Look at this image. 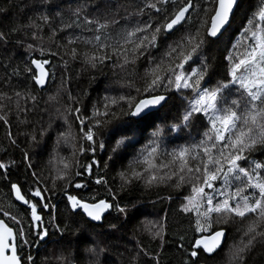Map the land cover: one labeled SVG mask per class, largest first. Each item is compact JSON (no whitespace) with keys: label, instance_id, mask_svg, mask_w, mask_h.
<instances>
[{"label":"snow or ice","instance_id":"obj_1","mask_svg":"<svg viewBox=\"0 0 264 264\" xmlns=\"http://www.w3.org/2000/svg\"><path fill=\"white\" fill-rule=\"evenodd\" d=\"M239 7L240 0H28L19 7L26 19L0 27V49L14 44L26 54L22 69L9 59L0 76V124L10 144L19 147L11 132L15 115L17 126H31L23 135L34 147L61 121L56 148L63 142L71 149L67 157L57 152L59 166L48 176L24 150L23 182L12 180L17 161L0 160L10 194L0 207V264H162L167 213L147 228L156 249L149 251L136 230L126 239L136 204L122 203L119 192L136 184L187 188L178 211L188 228L174 241L181 264L222 253L237 223L240 238L228 245L226 264H250L258 249L264 258V0H254L231 32ZM75 62L123 75L89 109L66 87ZM58 72L56 91L48 92ZM62 94L68 102L45 127L40 114L49 108L41 105L60 104ZM32 115L39 118L33 122ZM145 126L154 130L137 150ZM108 144L101 169L96 154ZM128 154L114 188L98 173ZM57 192L63 219L52 200Z\"/></svg>","mask_w":264,"mask_h":264},{"label":"trees","instance_id":"obj_2","mask_svg":"<svg viewBox=\"0 0 264 264\" xmlns=\"http://www.w3.org/2000/svg\"><path fill=\"white\" fill-rule=\"evenodd\" d=\"M28 0H0V7L8 8L5 13H0V27L11 26L14 19H26L27 12L24 14L19 13V7L26 4ZM66 3H76V0H65ZM254 3V0H240V7L236 12L235 19L232 22L231 32H236L237 29L245 22V15L250 14L249 9ZM223 50V45L220 46V50L217 51L216 46H213L212 54L219 57ZM11 61L12 65H20L23 68V61L26 59V54L23 48H16L14 44H10L7 50L0 49V76L5 74V70L2 67L4 63ZM58 58L53 59V63H57ZM68 74L71 77L70 82L66 85L68 90L71 91L73 96H80L84 100V104L90 109L91 105L96 101L100 100L106 94V88L109 86L117 87L116 82L121 79L123 75L119 69H113L111 66L105 67L101 70H92L83 67L79 62L70 63L68 68ZM60 73L57 74V81L50 84L48 92H55L56 85L59 83ZM15 82V81H14ZM87 92V96L84 93ZM108 94H114L109 92ZM44 99H47V94H43ZM67 95L62 94V100L60 104L53 102L51 105L42 104V107H48L49 113H41L43 120L40 122L46 127L49 121V114L55 113L56 107H61L62 104L67 103ZM90 114V113H89ZM39 117L32 115L30 119L35 122ZM161 121L158 120L159 124ZM62 122L56 120L53 131L46 138L45 143L41 147H34L29 144L28 137L23 135L24 132L28 131L29 126L20 125L17 126L15 115L12 117L11 132L17 138L19 147L11 145L7 136L8 129L0 124V160L13 159L17 161V167L12 170V180L16 181L19 179L21 182L24 181L25 165L23 161V151L29 152L32 157L33 165L38 174L42 176H48L50 172L55 171L58 165L59 152L60 156H70L71 149L61 143L60 147L56 148V131L57 125ZM146 127V126H145ZM153 128H147L143 132V137H137L141 142L136 145V149L139 150L147 143V138L150 136ZM107 139V137H105ZM180 141H178L179 143ZM113 145H106L105 150L99 151L96 154V158L100 160V168L103 169V163L107 160V157L111 151ZM6 149V151H5ZM123 152V149L121 150ZM90 155V154H89ZM257 158H260L257 154ZM131 159V154H128L127 158H122L120 155L113 157V160L108 161L107 171H100L98 174L105 175L109 180V183L115 188L118 182H113V176L121 170L123 166H126L128 160ZM82 163H87L88 157L81 158ZM94 171H96L94 169ZM87 178L85 174L84 178ZM90 185L93 188H98L91 181ZM85 191V190H81ZM99 191L103 193V188H99ZM187 194V188H175L171 186L161 185L160 187L145 190L141 185L136 184L133 187L119 192V196L123 198L122 203L136 204V209H133L131 213V219L127 221L124 227L126 233V239H131L133 231L136 230L138 238L141 239L143 245L149 250L157 248V245L148 239L147 228L151 225L149 222H157L167 213V224H168V240L169 243L162 253V264H181V254L176 250L174 243L177 234L187 230L188 223L187 217L180 214L178 211L180 202L183 195ZM171 196L169 200L167 197ZM10 197L9 189L5 182L0 181V207H7L8 199ZM52 200L59 205L61 210V218L63 219L66 215L64 212L63 200L64 197L61 193L57 192L52 197ZM15 209H13L14 211ZM114 215V214H113ZM240 224L237 223L230 227L227 231L226 240L224 244V251L214 258H201L200 264H226L225 255L228 251V245H231L234 240H239L240 233L237 228ZM191 235V233H189ZM131 246V245H130ZM35 251V250H33ZM49 255L54 253L49 252ZM55 264V261H54ZM250 264H264V258H261L259 249L253 254L252 261Z\"/></svg>","mask_w":264,"mask_h":264}]
</instances>
